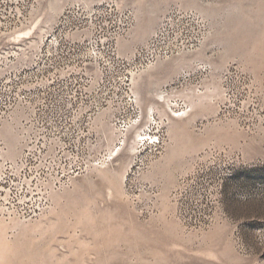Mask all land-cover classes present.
<instances>
[{
  "label": "rangeland",
  "instance_id": "obj_1",
  "mask_svg": "<svg viewBox=\"0 0 264 264\" xmlns=\"http://www.w3.org/2000/svg\"><path fill=\"white\" fill-rule=\"evenodd\" d=\"M99 1L34 0L30 23L0 33V47L37 45L66 5ZM117 1L133 19L123 57L171 7L192 15L183 51L134 77L141 118L123 145L103 113L92 167L40 217L0 219V264H264V0ZM16 127L0 123L5 158L21 152Z\"/></svg>",
  "mask_w": 264,
  "mask_h": 264
},
{
  "label": "built area",
  "instance_id": "obj_2",
  "mask_svg": "<svg viewBox=\"0 0 264 264\" xmlns=\"http://www.w3.org/2000/svg\"><path fill=\"white\" fill-rule=\"evenodd\" d=\"M34 8V0H0V33L27 26ZM191 18L171 7L147 42L123 57L118 43L133 27L131 13L117 0L72 2L37 45L0 47V123L15 120L22 147L12 159L0 153V219L40 217L55 192L92 167L103 113L119 133L116 145H123L131 123L141 118L134 77L182 53ZM46 35H57V43L46 46ZM173 104L179 115L189 111L184 99Z\"/></svg>",
  "mask_w": 264,
  "mask_h": 264
},
{
  "label": "bare ground",
  "instance_id": "obj_3",
  "mask_svg": "<svg viewBox=\"0 0 264 264\" xmlns=\"http://www.w3.org/2000/svg\"><path fill=\"white\" fill-rule=\"evenodd\" d=\"M42 32V31H41ZM21 36V35H19ZM41 37V36H40ZM57 43V35H46V38H45V45L46 46H53V44H56ZM5 128H9V125H5L4 126ZM6 129V130H7ZM10 134V133H9ZM12 135V134H10ZM138 136L140 134H137ZM16 136H14L13 138L11 139H8V151L6 152V156H9V157H13L16 155L17 153V143H18V139L15 138ZM115 150V148L113 149V151ZM112 152V151H111Z\"/></svg>",
  "mask_w": 264,
  "mask_h": 264
}]
</instances>
